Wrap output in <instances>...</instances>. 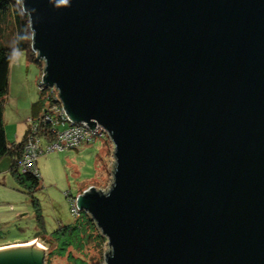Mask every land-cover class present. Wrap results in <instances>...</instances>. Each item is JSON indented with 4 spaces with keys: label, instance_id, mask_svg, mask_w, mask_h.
<instances>
[{
    "label": "water",
    "instance_id": "obj_1",
    "mask_svg": "<svg viewBox=\"0 0 264 264\" xmlns=\"http://www.w3.org/2000/svg\"><path fill=\"white\" fill-rule=\"evenodd\" d=\"M20 1L45 84L114 144L111 187L76 198L106 264H264V0Z\"/></svg>",
    "mask_w": 264,
    "mask_h": 264
},
{
    "label": "rangeland",
    "instance_id": "obj_2",
    "mask_svg": "<svg viewBox=\"0 0 264 264\" xmlns=\"http://www.w3.org/2000/svg\"><path fill=\"white\" fill-rule=\"evenodd\" d=\"M15 35L16 29L11 24L6 28V37L13 39ZM17 54H13L11 61L10 87L4 108L7 137L11 142L17 136L23 137L32 104L41 96L38 79L43 71L42 65L31 61L26 53L13 66ZM115 165L111 138L98 135L91 144L82 143L77 148L56 149L41 155L37 162L41 185L35 190L19 183L12 173L1 172L0 245L16 246L30 241L44 248L45 264H75L74 260H67L56 252L57 239L73 237L69 231L60 233L65 226L82 219L72 214L77 196L92 186L107 191L113 183ZM81 212L88 214L85 210ZM95 243L86 246V254L75 252V256L86 259L85 263L77 260V264H106V253L111 251L108 239L100 245Z\"/></svg>",
    "mask_w": 264,
    "mask_h": 264
},
{
    "label": "trees",
    "instance_id": "obj_3",
    "mask_svg": "<svg viewBox=\"0 0 264 264\" xmlns=\"http://www.w3.org/2000/svg\"><path fill=\"white\" fill-rule=\"evenodd\" d=\"M11 24L16 29V35L13 39L6 37V28ZM15 52L26 53L31 61L38 62L43 68V61L38 58L37 53L32 48L30 19L28 14L23 11L21 1L0 0V160L4 157H10L12 159L10 170L19 183L30 190H35L41 185L40 171L39 175L32 171H23V165L21 164L27 144L32 138L35 139L34 135L36 134V137L40 139V146L43 150L41 155H44L47 153L46 147L49 143L56 140L55 127L58 131H61L69 125L63 126L61 123H57V119L52 112V107L56 104V101L49 94L48 89L41 90L38 85L41 96L32 104V113L28 118L31 120H27L28 128L24 137L21 140L9 141L6 132L4 108L10 87L11 61ZM79 146L66 147L65 149L77 148ZM72 214L76 218L82 219L62 228L60 235L67 234V231H69L73 237L67 236L60 239L59 236L56 252L59 251V255L66 257L67 260H74L75 264H77V260L85 263L86 259L84 256H75V252L79 250V253L86 254L85 248L87 245L92 242L100 245V243L107 241V237L98 229L95 221L89 214L81 211L74 213L73 210Z\"/></svg>",
    "mask_w": 264,
    "mask_h": 264
},
{
    "label": "built area",
    "instance_id": "obj_4",
    "mask_svg": "<svg viewBox=\"0 0 264 264\" xmlns=\"http://www.w3.org/2000/svg\"><path fill=\"white\" fill-rule=\"evenodd\" d=\"M38 85L41 90L48 89L49 94L56 101V104L52 107V112L54 113V116L57 119V123H61L63 126L69 125L66 129L61 131H58V129L55 127L54 131L56 132V140L49 143V145L46 147L47 152L56 149L63 150L66 147H76L82 143L91 144L96 140V137L98 135L109 136L108 132L100 126H97L95 129H92L84 123L72 122L59 98L58 90L54 86L50 87L45 84L43 80V73L38 80ZM34 132H36V130H34ZM34 136L35 139L32 138L26 146V150L24 152V157L21 164L23 165V171H32L35 174L39 175L37 159L41 155L43 150L40 146V139L36 137V134ZM72 208L74 213H79L80 210L77 208L75 202Z\"/></svg>",
    "mask_w": 264,
    "mask_h": 264
},
{
    "label": "crops",
    "instance_id": "obj_5",
    "mask_svg": "<svg viewBox=\"0 0 264 264\" xmlns=\"http://www.w3.org/2000/svg\"><path fill=\"white\" fill-rule=\"evenodd\" d=\"M20 57H21V53L18 52L15 60L13 61V66H15V64L20 61ZM30 68L28 67V70ZM27 123V122H26ZM27 126L25 127V130H24V134H23V137L27 131ZM23 137L19 138V136H17V140H21ZM11 164H12V159L10 157H4L2 160H0V173L3 172L4 175H9L8 173H12L11 172ZM13 174V173H12ZM14 175V174H13ZM6 177V176H5ZM32 241V240H31ZM38 241V240H37ZM30 241H28L29 243ZM2 246H8L7 244H3V245H0V248H2Z\"/></svg>",
    "mask_w": 264,
    "mask_h": 264
},
{
    "label": "bare ground",
    "instance_id": "obj_6",
    "mask_svg": "<svg viewBox=\"0 0 264 264\" xmlns=\"http://www.w3.org/2000/svg\"><path fill=\"white\" fill-rule=\"evenodd\" d=\"M30 243H31V242H29V245H31V244H32V243H31V244H30ZM26 244H27V243H26ZM33 244H34V243H33ZM27 245H28V244H27ZM34 245H36V244H34ZM16 246H17V245H16ZM37 246H38V245H37ZM7 247H10V246H7ZM2 248H5V247H2Z\"/></svg>",
    "mask_w": 264,
    "mask_h": 264
}]
</instances>
